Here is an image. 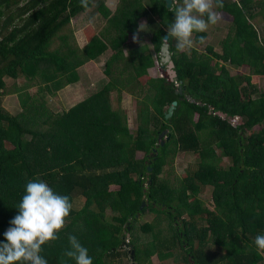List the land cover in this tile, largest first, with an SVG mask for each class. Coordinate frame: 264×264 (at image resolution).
Segmentation results:
<instances>
[{
  "label": "trees",
  "instance_id": "trees-1",
  "mask_svg": "<svg viewBox=\"0 0 264 264\" xmlns=\"http://www.w3.org/2000/svg\"><path fill=\"white\" fill-rule=\"evenodd\" d=\"M94 1L0 0V264H112L127 220L135 264H152V255L167 259L175 246L183 251L182 263L261 264L264 91L256 83L264 79V37L251 21L258 14L264 20V0H212L215 20L226 18L230 26L220 53L210 46L184 53L176 46L183 32L200 47L207 38L203 23H214L201 6L200 18L185 17L182 0H171L168 8L164 0H147L146 7L142 0H121L112 14L99 3L114 37L108 44L93 37L83 49H69L59 33ZM141 17L150 20V48L138 45L123 55L127 33L135 32ZM164 35L180 98L187 95L193 103L174 94L177 88L164 71L160 77L147 75L159 61ZM55 36L62 40L60 51L48 50ZM107 49L112 51L103 70L108 82L67 111L48 112L24 88L17 91L19 114L1 107L5 78H24L37 83L39 94L54 95L76 83V70ZM118 61L114 77L111 69ZM225 64L248 73L230 75ZM113 91L118 98L124 91L136 99L133 132L125 115L111 108ZM172 101L176 107L165 120ZM164 129L167 138L160 146L156 137ZM177 152L196 154L197 168L170 186L159 175ZM222 158L228 162L224 168L218 166ZM202 187L211 188V210L197 199ZM77 197L83 200L80 208H74ZM107 208L113 212L109 219ZM147 210L161 211L174 222L179 218L180 224H173L166 239L134 243V215ZM203 218L206 224L199 226L196 219ZM151 227L138 226L142 232ZM7 229L15 230L13 247ZM32 230L43 234L34 259L28 255ZM209 241L223 248L217 258L204 249Z\"/></svg>",
  "mask_w": 264,
  "mask_h": 264
},
{
  "label": "rangeland",
  "instance_id": "rangeland-1",
  "mask_svg": "<svg viewBox=\"0 0 264 264\" xmlns=\"http://www.w3.org/2000/svg\"><path fill=\"white\" fill-rule=\"evenodd\" d=\"M107 0H95L92 4V6L87 9L84 13L80 14L77 18L71 20L69 26L63 28L62 31L59 33V37L65 36L67 39V47L69 49L71 48H77V37L75 36V32H79V37L81 39L85 38L86 40H89V38L92 37H100L104 43L108 44V41H110L114 37V32L109 30L108 25V18H106L102 14V8L98 7L99 3L106 6V4L109 3L107 6L108 9L111 11L109 14H112L120 5L121 0H112V2ZM254 4L256 1L259 0H253ZM125 2V1H124ZM144 7L147 6V0L141 1ZM171 5V4H170ZM201 6L202 11L206 12L211 15V17L214 19L213 24L203 23V30L207 34V38L203 42V44L200 47H197L194 45V42L192 40V36L190 34L186 33H179L178 37H176V46L183 51L184 53H188L189 49H197L198 52H202L204 46H210L214 52L220 53L221 52V41L224 39V37L229 33V24L228 20L224 18L223 20L216 19L215 20V9L212 4V0H182V2L179 4V7L185 9V17H193V18H200L201 11L197 10V7ZM170 7V6H169ZM254 12L259 11V7L255 5ZM148 17H141L138 21V27L135 30L133 34L127 33L125 43L122 47L123 49V55H125V51L129 48L138 46V45H147L150 48L149 38H150V32L147 29V20L150 22ZM147 19V20H146ZM152 19V18H151ZM252 24L257 29V32L259 33L260 37H264V20L260 14L256 16L252 21ZM109 33V34H108ZM108 36V37H107ZM55 36V38L49 43L48 50L50 51H60V45L62 43V40ZM107 37V38H106ZM84 43V42H83ZM82 42L79 46L84 45ZM66 51V47L62 48ZM62 51V50H61ZM112 51L110 49H107L101 56H99L96 60H94V64H90L89 67H87V70L82 73L81 75V90L80 93L77 94L74 92V90H68L67 93H64L62 95L59 91L55 92L54 95H48L47 93L39 94L37 92L38 86L35 82H27L24 80V78L18 81H14L9 78H5L6 80V88L5 92H9L12 90V88L22 87L24 86V90H26L27 93H31L30 97L31 99H35L37 103L40 101H43L45 104V107L47 108V111L50 113H61L62 111H67L71 107H73L75 104H77L78 101H83L82 99H86L99 91L107 82L108 78L104 77V64L108 60V57ZM87 63V62H86ZM156 65H154L152 68L147 70V75L150 77H160L162 74V69H160L159 61H155ZM226 65V64H225ZM115 71H113V67L111 71L114 73V77H117L118 70L121 68V62H117L115 65ZM227 70L230 75H236L238 73L246 74L248 73V70L245 68L241 69H233L232 67L226 65ZM86 69V68H85ZM162 70V71H161ZM77 71V70H76ZM103 75V76H102ZM142 83L144 80L142 79ZM25 85H29V88H25ZM35 85V86H34ZM256 87L258 91H264V79L260 78L257 80ZM28 89L30 92H28ZM66 92V91H65ZM75 94V96H74ZM6 95V94H5ZM78 95V96H77ZM2 98V97H1ZM73 98V99H72ZM115 93V91L110 93L109 100L111 108L114 110H118L122 112L126 117V125L130 132H133L135 130V127L137 125L136 122V99L134 97H131L126 92L122 91L119 95ZM1 107L8 112L11 115H17L22 109L20 107V104L16 102L15 98L12 97L9 101L6 103H1ZM162 141L165 140V135L161 138ZM216 153H218L216 151ZM135 157L137 159H140L142 157V154L137 152L135 154ZM197 155L190 153V152H177L173 157L167 159L166 165L163 167L161 174L159 175V179L162 181H165L168 185L174 186L180 179L183 178V176L189 172L194 171L197 168ZM228 165V162L225 158L220 159L218 162L219 167H226ZM113 188V187H111ZM210 187H202L197 194V199L200 201L201 205L204 208H208L211 210L213 208L211 198H210ZM81 198V197H80ZM79 197L75 198L74 200V208H80L82 206L83 200ZM113 214L108 208L106 209V216L109 219V217ZM135 217V216H134ZM182 218H186L185 216H182ZM148 222L150 225H152L151 230L149 232H142L138 226L143 223ZM177 224H180V219L178 218L176 220ZM196 222L199 226H204L206 223L203 219H196ZM173 224H175L174 221H172L171 218H169L165 213L158 211L156 213L151 211H145L141 214H137L135 217V220L133 221L132 226V236L131 239L134 243L143 244L146 241H149L152 239V237L166 239V235L169 233H172L173 230ZM15 230L7 229L6 234L9 236V246L13 247L14 240L12 238V235L14 234ZM125 233V231H124ZM42 233L39 230H32L30 231L28 235V240L30 242V245L28 247V255L34 259L35 250L37 248V243L39 240L42 239ZM128 240H130V235L128 233ZM159 242V241H158ZM197 241L196 239L193 241V247H196ZM205 251L209 254L211 258H217L223 253V248L212 244L210 241L206 243L204 247ZM128 250L127 247L121 246L119 250V255L116 259L113 260L112 264H135L132 259H129L128 257ZM172 256H170L167 259L163 260H157L154 255L150 257L152 264H187L180 262L181 255L183 253L182 249H179L177 246L172 249ZM263 260L261 261V264H264V253L262 254ZM217 264H228L227 261H220Z\"/></svg>",
  "mask_w": 264,
  "mask_h": 264
},
{
  "label": "water",
  "instance_id": "water-1",
  "mask_svg": "<svg viewBox=\"0 0 264 264\" xmlns=\"http://www.w3.org/2000/svg\"><path fill=\"white\" fill-rule=\"evenodd\" d=\"M165 1V8H168L171 4V0H164ZM166 40H167V36L164 35L162 37V44L159 48V64H160V69H162L164 71V73L166 74L167 76V79L169 82H172L174 84V86L177 88L175 91H174V94L179 96V99H184L186 101H188L189 103H193L194 101L187 95L183 96L182 98H180V96L182 95V89H181V86H180V81L176 82V75H175V72L173 70V63L170 59V53L168 51V44L166 43ZM176 107V101H172L170 103V105L167 107L166 109V112L164 113L163 115V118L165 120L169 119L172 115V112L173 110L175 109ZM217 116L219 117H223L224 115L223 114H220V113H216ZM167 133H168V130L167 129H164L162 130L156 137V141L159 143V145L161 146L163 144V141L161 140V138L165 135V138H167ZM152 156H155V150L153 149L151 154ZM147 171H150L149 168H147ZM150 184V180L147 181V185ZM145 205L144 201H142L138 207V209H141L143 208ZM135 217L137 216V214L134 215ZM129 220H127L125 222V233H124V239L122 240L121 242V245L124 246V247H127V250H128V257L129 259H132L133 257V249H132V245L131 244H128V232L127 230L129 229Z\"/></svg>",
  "mask_w": 264,
  "mask_h": 264
},
{
  "label": "crops",
  "instance_id": "crops-1",
  "mask_svg": "<svg viewBox=\"0 0 264 264\" xmlns=\"http://www.w3.org/2000/svg\"><path fill=\"white\" fill-rule=\"evenodd\" d=\"M108 1H110V2H112V0H107L106 1V3L108 2ZM109 5V3L108 4H106V6H105V8L109 11V12H111L109 9H108V6ZM78 31H80V30H78ZM77 31V33L75 32L74 34H75V36L78 38L77 39V43H78V47L77 48H75V49H77V50H81V49H83L86 45H87V43L93 38H89V40H86L85 38H83V39H81V37H79V32ZM130 34V33H129ZM83 43L84 45H81V46H79L80 45V43ZM90 64L92 65V64H94V60H91V61H88L87 63H85V64H83L81 67H79L78 69H77V74H78V81L76 82V83H73V84H70V85H67V86H65L64 88H62L59 92L62 94V95H64V93H67L68 92V90H74V92L75 93H77V94H79L80 93V90H81V86H82V83H81V75H82V73H84L86 70H87V67H89L90 66ZM86 68V69H85ZM104 75V74H103ZM102 75V76H103ZM104 77H105V75H104ZM10 79V78H9ZM23 79V78H22ZM13 80V79H12ZM18 80H21V78H18V79H16V80H14V81H18ZM25 80V79H24ZM4 81H5V85H6V80L4 79ZM35 86V85H34ZM18 88H24V86H22V87H15V88H12V90H10L8 93L7 92H5V94L2 96V98H1V103H6L7 101H9L12 97H14L15 98V100H16V102L17 103H19V101H18V97H17V91H18ZM29 88V87H28ZM31 90V89H30ZM30 90L28 89V92H30ZM21 91V90H20ZM66 91V92H65ZM29 95H31V93H28ZM74 96H75V94H74ZM78 96V95H77ZM76 97V96H75ZM73 99V98H72ZM82 100H84V99H82ZM79 102H81V101H78L77 102V104L79 103ZM76 105V104H75ZM21 112V111H20ZM19 112V113H20ZM18 113V114H19Z\"/></svg>",
  "mask_w": 264,
  "mask_h": 264
},
{
  "label": "flooded vegetation",
  "instance_id": "flooded-vegetation-1",
  "mask_svg": "<svg viewBox=\"0 0 264 264\" xmlns=\"http://www.w3.org/2000/svg\"><path fill=\"white\" fill-rule=\"evenodd\" d=\"M177 222H175V224H176Z\"/></svg>",
  "mask_w": 264,
  "mask_h": 264
}]
</instances>
